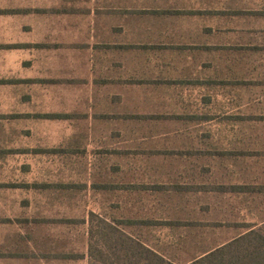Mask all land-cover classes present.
Here are the masks:
<instances>
[{"label":"rangeland","instance_id":"obj_1","mask_svg":"<svg viewBox=\"0 0 264 264\" xmlns=\"http://www.w3.org/2000/svg\"><path fill=\"white\" fill-rule=\"evenodd\" d=\"M181 1L0 0L13 7L0 11L19 15L0 16V264H88L82 221L90 211L153 221L127 231L174 262L264 220V185L236 191L221 171L229 112L230 156L243 159L245 183L254 173L264 184V89L240 91L242 121L232 120L237 102L220 104L216 90L208 93L214 105L198 114L209 118L201 124L95 118L101 102L86 79L96 64L100 8L131 15Z\"/></svg>","mask_w":264,"mask_h":264},{"label":"crops","instance_id":"obj_2","mask_svg":"<svg viewBox=\"0 0 264 264\" xmlns=\"http://www.w3.org/2000/svg\"><path fill=\"white\" fill-rule=\"evenodd\" d=\"M146 7L142 14L129 15V8L119 13L109 5L101 7L95 17L99 33L91 56L96 64L93 76L86 79L88 88L98 91L95 101L101 102L100 118H95H116L127 125L171 121L201 124L209 118L198 114L214 105L208 93L216 90L221 91L216 94L221 98L218 103L230 108L231 101L237 102L232 120L242 121L240 91L264 89V0H186L175 2L170 9L165 5ZM12 8L0 5V10ZM151 9L156 11L150 14L147 11ZM4 33L2 26L0 34ZM4 42L0 39V44ZM194 90L207 94L191 98L185 93ZM229 115L227 112L222 119L227 126V146L221 149L225 187L264 185L256 182L254 173L250 183H245L243 159L230 156ZM148 153H159V149ZM173 174L174 171L169 179ZM156 178L159 179L157 174Z\"/></svg>","mask_w":264,"mask_h":264},{"label":"trees","instance_id":"obj_3","mask_svg":"<svg viewBox=\"0 0 264 264\" xmlns=\"http://www.w3.org/2000/svg\"><path fill=\"white\" fill-rule=\"evenodd\" d=\"M82 223L87 227L88 264H264V220L247 223L244 230L231 239L204 249L183 262L170 260L163 252L127 231L136 224L156 225L153 221L117 220L90 211ZM158 224L178 225L176 221Z\"/></svg>","mask_w":264,"mask_h":264}]
</instances>
